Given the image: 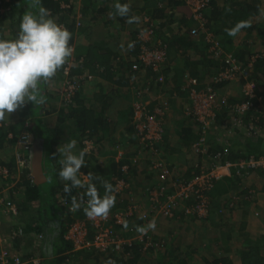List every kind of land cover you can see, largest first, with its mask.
I'll list each match as a JSON object with an SVG mask.
<instances>
[{
	"label": "crops",
	"instance_id": "crops-1",
	"mask_svg": "<svg viewBox=\"0 0 264 264\" xmlns=\"http://www.w3.org/2000/svg\"><path fill=\"white\" fill-rule=\"evenodd\" d=\"M54 1L58 6L55 15L59 17L58 24L70 29V46L74 51L70 60L57 71L61 76L60 80L56 81L54 78H50L45 82L41 91L45 98V110L49 111V114L41 113L38 118L41 119L45 127L54 130L56 134L55 146L50 147L51 152L56 154L53 162L61 159L58 154L59 146L70 139H75L78 151L83 150L85 143L90 144V149L86 151L85 157L86 164H88L87 169L91 168L98 173H103V169L108 167L109 163L132 162L134 166L140 165L134 176L128 177L125 181L115 182V205L106 217L107 221L103 218L90 219L85 216L84 212L81 213L82 209L70 214L66 212L65 207L64 214H69L73 219V222L68 224V228L74 222L81 224L86 229L85 239L90 241L96 232L93 224L100 221L102 230L115 229V234L122 238H130L144 230L150 234L151 241L163 244L160 249L149 247L145 253L136 251L137 256L131 264H215L214 262L216 264H264V178L258 179L256 173L251 174L246 185L255 189L253 191L256 194L253 199H251V195L248 197L246 194L236 200L238 204L235 203L230 208L224 205L223 209L219 211L222 197L217 200L216 192H211V196L207 195L209 204L211 203V210L205 219L185 216L181 212H176L171 219L150 217L152 207L149 202L148 190L159 185L158 172L150 169L152 160L148 159L147 155L139 149L137 137L131 126V104L134 99V91L142 85V82H148L149 78L137 77L135 72L130 73L131 75L128 73V75L120 69L122 65L118 62L122 61L125 65L126 63L130 64L137 55L135 45L137 22L128 23L127 19L131 17L139 19L143 15L150 17L155 21L157 27L159 26L158 30H163V34L168 38H177L181 32L185 34L187 30L197 33V25L190 17L186 0H119L121 4L127 3L130 6L131 11L128 18H121L114 14L115 0ZM244 1L245 7L247 5L254 7L255 5V0H210V6L205 13L209 11L216 13L222 20L221 25L225 24L227 28L234 22L237 13H245V7L240 5ZM259 2L256 16L248 17L247 22L237 23L239 29L237 28L238 31H236L227 52L229 50L236 52L238 49V55L244 58L259 48L261 49L262 37L259 38L256 32L259 28H264V0H259ZM63 17L65 19H62ZM242 26L245 28L242 29ZM251 26L255 28L253 29ZM249 27L252 28L250 33L247 30ZM212 29H215L214 25ZM163 34L160 33V36L163 37ZM190 40L193 42L190 52L171 51L167 64L162 67L161 74L165 79L163 91L166 93L163 92V94L167 103L172 98L169 96L168 98L167 95H171L173 92L177 94L183 74L194 70L196 73H201V68L199 64L196 65V62L199 56L204 54L205 44L198 38ZM130 43L133 45L131 48L128 47ZM95 47L96 49H94ZM91 51L103 66L107 67L110 63V65L117 63L118 67L115 65L106 76L103 73L96 75V66L91 64L93 57L91 56L92 59L87 57L88 52ZM66 66L71 71L72 81L78 91L72 104L68 100H64L62 95L63 81L65 80L63 70ZM102 68L104 67L101 66L98 70L100 71ZM84 71L91 72H88L91 77L86 78ZM128 76L132 77L130 81L127 80ZM122 77L126 81H120ZM153 87L151 86V88ZM152 92L147 97L152 102L148 108L150 112L157 102L153 101L152 95L158 94L160 90L155 89ZM229 94L232 95L230 96L232 98L234 96L235 102L241 101L239 94L235 92ZM110 96L113 99L109 98ZM80 107H85L88 112L89 125L85 124V126H96V122L93 120H98V118L101 120L99 124L97 123L99 125L97 134L94 131L81 133ZM183 108V101L178 96L172 102L171 112L162 116L165 149L161 158L164 157L163 160H166V164L171 169L170 177L163 183L167 194L172 191L171 186L178 184L179 179L184 177V171L187 168L182 154L188 151L189 147L183 141L178 140L176 148L171 142L172 138L176 136L174 133L176 129L187 128L191 125L190 121L181 117ZM177 118H180L178 122H176ZM8 121L0 123V136L4 135L0 148V161L13 163L14 154L18 150L11 139L15 134L28 132L31 119L22 118L19 109H17L9 114ZM262 141L264 143V140ZM234 144L242 145V143ZM26 157V168L22 171L18 170L13 177L14 182L6 188L2 187L0 177V193L2 195L7 196L15 182L21 181L23 178L31 177L36 184L46 181L42 161L44 180L39 179L36 182L32 169V150ZM100 195L102 196L104 193ZM127 212L131 216L126 217L124 225L113 224V215ZM75 213H78L77 217ZM143 216L148 218L145 220ZM5 219L3 215L0 216V233L1 237L6 240L0 244V255L5 253L10 257L9 264L15 257L20 258L21 262L25 264L27 262L31 264V260H38L40 264H46L41 251V241L33 232L28 231L25 233V237L18 239L10 236L12 229L25 227L27 220L15 217L7 223ZM152 221L155 222L154 229L149 227ZM71 244V249L65 254L68 257L69 263L67 264H107L103 261L99 249H79L73 243ZM119 258L124 262L129 257L123 254Z\"/></svg>",
	"mask_w": 264,
	"mask_h": 264
},
{
	"label": "trees",
	"instance_id": "trees-1",
	"mask_svg": "<svg viewBox=\"0 0 264 264\" xmlns=\"http://www.w3.org/2000/svg\"><path fill=\"white\" fill-rule=\"evenodd\" d=\"M255 5L252 7V5L245 7V1L241 2L240 5L242 4V7H245L244 11L245 13H237L234 22H232L230 25L226 28V25L223 24L221 25V18L213 12H208L205 13L206 9L209 8L210 6V0H208V6L205 8L203 11V19H204V25L208 29V32H210L213 36V39L217 41V43L220 45L222 50L229 49L228 47L232 44L233 40V35H229V32L231 31H238L239 26L237 25L238 22H247L248 17H253L258 14V7H259V0L254 1ZM42 6L48 10L50 13L51 17L55 19V21L58 23L59 22V17L55 16L56 15V10L58 9L57 3L54 0H42ZM4 8H8V10L0 16V39H5V40H12L15 39L18 33V25L20 22V18L25 14L27 11H36L31 7V0H9L8 3L3 4ZM206 14V15H205ZM62 19H65L63 17ZM60 19V20H62ZM66 23V22H65ZM66 25V24H64ZM214 25L215 29H212ZM159 27V26H158ZM157 25H155V38L160 40L166 47V63L164 66L167 64L168 60V55L171 53V51H178L181 50L185 53L190 52V50L193 48V42L190 39H195L198 38L205 42L204 40V34L200 32L199 28L197 27V33L196 32H189L188 30L186 31V35L181 32L179 36L168 38L167 35H164V31L158 30ZM253 29L255 28L254 26H251ZM249 27L247 28L248 32L250 33L252 31V28ZM238 28V29H237ZM245 27L242 26V29ZM67 29V27L65 28ZM241 29V30H242ZM70 32V29H67ZM136 31V30H135ZM200 32V33H199ZM71 33V32H70ZM160 33L163 34V37L160 36ZM257 35L259 38L262 37V45L261 49L259 48L256 52H252L248 54L246 57L241 58L240 55H238V49L235 51H228L232 53L233 57L236 59L240 60L244 65H247L249 62L250 58L252 56H256L255 61L253 62V73H252V80L255 82V92L258 97L261 98V100H264V28H259L257 30ZM136 35V32H135ZM71 43V39L69 41V44ZM136 49L138 53V47L137 44ZM205 46V52L202 56H199L198 61L196 62V65L199 64L200 66V74L196 73L195 70L191 72H186L182 76V83L180 81L178 85V92L177 94L174 92L171 95H167V97H172L171 100L168 101L165 99L166 94L163 90V87H165L164 84V76H162L163 81L160 83H157V74L153 73L150 69H144L142 70L141 73H136L137 77H141L142 79H148L149 81L144 83L142 82V85H140L138 88L135 89L136 92H141L142 91H147L149 94H152V90L158 89L160 92L158 94L162 97V101H157L156 103H161L164 102L166 104L167 108V113L169 114L171 112V106L172 102L175 101V99L181 98L183 101V106L184 108L186 107V104L184 103L185 99L188 97V92L187 91H182L181 88L182 86L185 85L186 81L189 78H194L198 86L195 88H201V87H206L212 89L213 92L217 95L219 99H224L225 104L218 105V109L216 110V127L215 129L221 127V124H224L228 118H230L231 115H234L233 107L235 105L241 104L244 101V95H243V86H244V81L243 80H219V81H213L214 78H216L219 73L224 69V63L220 59V57H214L212 53L207 52L208 47ZM227 47V48H226ZM96 49V47L94 48ZM93 57V59L91 58ZM87 57L92 59L91 64L93 66H96V72L95 74H101L103 73L104 76H106L110 71L111 68L117 66V63L115 65H108L107 67L103 66V64L97 60L96 56L91 52H88ZM114 59V57H113ZM119 61V60H118ZM122 66H120L121 70L123 72H126L127 74L132 73L131 66L132 63L126 65L124 62L119 61ZM101 64V65H98ZM98 65V66H97ZM104 67L100 71L98 70L99 67ZM118 67V66H117ZM98 71V72H97ZM89 71H84L85 77L90 78L91 74H88ZM163 72L164 69H163ZM91 73V72H89ZM128 74V75H129ZM198 74V75H197ZM63 75L65 80L63 81V84L65 83L66 80L69 81V83L73 84L72 78H71V71H69L68 67H64L63 70ZM131 75V74H130ZM159 75V74H158ZM103 76V77H104ZM60 74L56 73L54 78L56 81L60 80ZM134 78V77H133ZM136 78V77H135ZM129 81L132 79L131 76H128L127 80ZM126 79L122 77L120 81ZM207 81V82H206ZM209 81V82H208ZM45 82H42L38 87L40 89V93L43 89V85ZM151 86H154L151 88ZM75 87V85H74ZM148 88V89H147ZM77 88L71 92L70 97L68 98V101L71 102V104L74 101V98L77 94ZM164 92V94H163ZM237 93L241 97V101H236L234 96L233 98L230 97L229 93ZM134 93V99L132 103L135 101V96ZM42 94V93H41ZM147 93L143 94V97L147 99L146 96ZM168 97V98H169ZM113 99L111 96L109 97ZM108 99V98H107ZM109 100V99H108ZM110 101V100H109ZM156 101V100H154ZM171 103V104H170ZM45 105H40V106H33L30 102L26 103L23 107L19 108L20 115L22 118H29L31 119L30 127L28 128L27 134H29L34 141H42L43 142V157H42V166L45 171V178L46 181L42 184H36L34 182V179L29 177L23 178L21 181L19 180L18 182L16 181L14 186L10 189V191L7 193V196L2 195L0 193V198L3 200V207H5V204H9L12 208H14V211L5 209V210H0V216L3 215L6 219V222L9 223L13 218H21L23 220H27V225L25 227H18L16 229H12L10 231V236L12 238H21L25 237V233L28 231H31L35 234V236L41 241V251L43 252V257H44V262L46 264H67L69 263L67 260V255L66 252L71 249V243L64 238L66 236V231L68 229V224L70 222H73L72 218L70 215H65L64 208L65 207H70L71 206V200L73 197L76 199H87L86 196H84V190L83 189H73L71 193H64L63 188L64 184L66 182L62 181L59 179L57 173L60 168L59 160L57 159L56 161L53 162V159L55 158L56 154L51 152L50 147L52 148L55 146L54 142L56 139V134L54 130L49 129L48 127H45L44 124L41 122V119L38 118V116L42 113L43 115H48L49 111L45 110ZM132 105V104H131ZM223 106V107H221ZM128 107V106H127ZM129 108V107H128ZM184 108L181 113V117L185 118L186 120L190 121L189 125L187 128L186 127H181L180 129H176L174 133L176 134V138H172V145H175L177 148L176 143L178 140L181 142L183 141L184 144L189 147V150L184 152L182 156L184 157V160L187 163V168L184 171V177L182 179H179L178 184L184 183L186 181H189L192 179L198 172L199 169V164L197 161L196 157H200V159H204L206 161V165L221 162V163H230V164H236L239 163V161L242 160H247L250 157H257L264 155V151L260 149L262 147L261 143H263L262 140H257L256 139H251L248 140L245 138V142H241L242 146L245 147L244 149H237L240 147H232V145L224 148H221V146L214 145V146H209L207 150V154L205 156H202L201 154H198L195 152L193 149L192 145L197 142L198 140V130L197 126L195 123L196 121H193L191 118L189 119L185 113H184ZM126 111V110H125ZM127 112V111H126ZM80 121L82 125L80 126V131L81 133L87 131H94L96 134L98 133L99 121H101L99 118L98 120H93L96 122V126H90L89 125V116L88 112L85 110V107H80ZM242 118V123L248 124L249 121L251 120V116L249 113L245 115ZM40 117V116H39ZM176 122L180 120V118H177ZM85 124L87 126H85ZM257 126L259 125L256 123ZM177 126V125H176ZM260 127V125H259ZM132 131L135 133V131L132 128ZM235 135H240L242 134V131L238 129L234 130ZM20 135V134H19ZM4 135L0 136V148L2 147V140L4 139ZM18 134H15L14 137L11 139V141L16 143V137ZM136 136V133H135ZM138 140V139H137ZM10 141V140H9ZM164 138L162 141L155 146H152V150L155 149L157 152H160L162 155L164 154L163 150L165 149L164 146ZM138 144V143H137ZM79 145V143H78ZM139 145V149L143 153H151V151L148 149L150 148L149 146H146V149L143 148V146ZM143 145V144H142ZM83 146V145H82ZM145 146V145H144ZM17 148V152L14 154L13 158V163H4L0 161V177L2 179L1 184L3 188H6L8 185H10L13 181L14 175L17 174L18 168L16 165V154L19 153V149ZM83 148V147H82ZM86 148V144H84L83 150ZM219 154V158L216 156ZM164 159V157H162ZM166 162V160H165ZM167 163V162H166ZM88 164H86L85 167L80 170L83 174H88L92 173L95 177V184L98 189L99 194L104 193V188L103 184L105 182L110 183L113 188L115 182L118 180H126L130 176H134L135 173L138 171L140 168V165H133L132 162H119L118 164L114 163H109L108 167H105L103 169V173H98L96 170H91V168H88ZM151 169V168H150ZM91 171V172H90ZM249 175L256 173V176L258 179H261L262 177L264 178V171L257 170V169H251L249 170ZM238 172V173H236ZM246 171L236 169L234 172H232L231 176L229 177H224L223 179L214 182V185L212 189L209 190L208 194L211 196V192H216L215 193V198L217 200L221 198V202H225L226 200L230 199V197L235 196L237 199H240L241 197H244L249 191H253V187H246L243 190L240 189V181L239 179L241 178V174L245 173ZM4 177V178H3ZM82 179H85L86 177H81ZM0 179V180H1ZM158 180V179H157ZM240 189V190H238ZM207 194V195H208ZM209 201V200H208ZM83 212V209L81 213ZM177 212H181V209L179 208ZM182 213V212H181ZM210 213V211H209ZM176 213L173 214V216ZM209 215V214H208ZM75 216H78V213H75ZM82 216V215H81ZM172 216V218H173ZM9 217V218H7ZM110 217V216H109ZM108 217V218H109ZM193 217V216H192ZM113 218V216H112ZM114 224V219L112 220ZM6 223V224H7ZM115 225V224H114ZM124 225V224H123ZM121 226V225H117ZM114 231V232H113ZM111 233L115 234V229L111 230ZM95 234V233H94ZM138 248V249H137ZM91 249V248H88ZM140 246L139 245H131V246H124L121 251L116 252V251H111L110 249H96L101 253V256H103V261L107 264H131L133 262V259L135 256H137L136 251H140ZM145 253V252H144ZM125 255L126 257H129L126 261L123 262L121 258H119L121 255ZM128 255V256H127ZM133 255V256H132ZM20 259V258H19ZM21 260V259H20ZM216 264V262H214ZM28 264V262H27ZM32 264V263H31ZM40 264V262H39ZM104 264V263H103Z\"/></svg>",
	"mask_w": 264,
	"mask_h": 264
},
{
	"label": "built area",
	"instance_id": "built-area-1",
	"mask_svg": "<svg viewBox=\"0 0 264 264\" xmlns=\"http://www.w3.org/2000/svg\"><path fill=\"white\" fill-rule=\"evenodd\" d=\"M9 0H0V16L3 15L8 8L2 7L3 4L8 3ZM186 6L190 12L192 21L197 25L200 32L204 34V44L208 47L207 52L212 53L214 57H220L224 63V69L219 75L213 79V81L219 80H243V95L244 101L241 104L235 105L233 108L234 115H231V131L234 132L238 129L242 131V134H246L249 139H264V100H261L255 92V82L252 80L253 62L256 56H252L244 65L240 60L233 57L231 53L222 50L220 45L213 39V36L204 25L203 11L208 6V0H186ZM155 21L148 16H141L137 22L135 43L138 47V53L133 60L131 70L135 73H141L144 69H150L153 73L157 74V83L163 81L161 74L162 67L166 63V47L158 39L155 38ZM159 74V75H158ZM198 86L197 81L194 78H189L185 85L182 86V91H187L188 97L184 103L185 115L197 123L198 140L192 145L196 153L205 156L207 154V136H210L213 132L219 130L216 127V113L218 105L225 104L224 99H219L215 92L210 88ZM75 89L74 85L65 81L62 87V95L64 100H68L71 92ZM150 96L147 91L136 92L135 101L131 105V126L136 133L138 143L146 149V146L153 158L151 169L158 172V181L162 184L170 177V168L168 164L161 158V153L155 149H151L152 146L160 143L164 137L162 116L167 113L166 104L164 102L156 103L152 112L148 110L151 103L149 99H145L143 94ZM153 101H162L159 94L152 95ZM259 105V106H258ZM223 107V106H221ZM249 113L251 120L248 124L242 123V118ZM258 123L260 125L257 126ZM86 148L84 150L89 151L90 144L85 143ZM143 144V145H142ZM33 138L27 134V132L21 133L16 137V146L19 149V153L16 154V165L19 171H22L27 166V157L32 149ZM145 145V146H144ZM219 154L216 156L217 158ZM154 160V161H153ZM240 169L246 171L241 175H248L249 170L257 169L264 171V155L257 157H250L247 160L239 161L236 164L230 163H212L205 166H201L198 169L197 174L181 184H173L171 186L172 191L167 194L165 192V185L158 188L148 190L149 202L152 210L150 217L171 219L173 214L180 208L181 212L185 216L195 217L198 219H205L209 211L211 210L208 201V192L212 189L214 182L229 177L234 170ZM238 173V172H236ZM254 194V191H249V194ZM235 199V196L230 197ZM3 200L0 198V210L14 211L9 204H5L3 207ZM67 213H74L71 211V206L66 207ZM131 214L119 213L113 215L114 224L122 225L126 217H130ZM146 220L148 217L143 216ZM107 221V218H103ZM93 227L96 232L93 238L89 241L85 239L86 229L81 224L72 223L67 229L65 239L73 243L75 247L82 248H96V249H110L111 251L119 252L124 246H131L138 244L141 251L146 252L150 248L160 249L163 247L162 243L151 241L148 231L141 230L134 234L130 238H122L114 235L111 231H104L101 229L100 221L94 222ZM3 241L0 239V244ZM11 264H25L21 262L18 257L11 259ZM32 264H39L38 260H31ZM10 257L5 253L0 255V264H9Z\"/></svg>",
	"mask_w": 264,
	"mask_h": 264
},
{
	"label": "clouds",
	"instance_id": "clouds-1",
	"mask_svg": "<svg viewBox=\"0 0 264 264\" xmlns=\"http://www.w3.org/2000/svg\"><path fill=\"white\" fill-rule=\"evenodd\" d=\"M31 7L36 11H27L20 18L16 38L0 39V123L8 121L10 113L28 102L33 106L44 105L45 98L38 86L54 77L73 55L74 50L69 44L71 33L51 17L42 6V0H31ZM113 8L116 16L128 18L130 15L127 3L115 0ZM138 20V17H131L127 22ZM229 35H236V31L229 32ZM128 47L133 45L130 43ZM58 154L61 159L57 175L66 182L64 193L79 188L87 197L86 200L73 197L71 211L83 209L90 219L106 218L115 205L113 186L105 182L104 195L101 196L95 184L96 177L80 171L86 165L87 152L77 150L75 139L59 146ZM149 227L154 229L155 222H150Z\"/></svg>",
	"mask_w": 264,
	"mask_h": 264
},
{
	"label": "rangeland",
	"instance_id": "rangeland-1",
	"mask_svg": "<svg viewBox=\"0 0 264 264\" xmlns=\"http://www.w3.org/2000/svg\"><path fill=\"white\" fill-rule=\"evenodd\" d=\"M172 96H173V94H172ZM230 118H228V120L224 124H221V127H219L218 131L213 132L212 134H210V136H207L206 140H207L208 147L218 145V146H221V148L225 149L226 147L233 144L232 147L235 148L238 146V144L235 145L234 143H240L241 144V142H245V138L248 139V136L246 134L235 135L236 133L232 132L233 130L231 131L232 119H230ZM248 140H250V139H248ZM255 142H257V139L255 140ZM14 145L16 146V143ZM261 145H262V147H260V149H262V151H264V143H261ZM238 147H240V148H237V149H244L245 148L242 145H240ZM145 154L147 155L148 159L153 158L149 153H145ZM196 158H197V161L199 164V168L201 166H205V164H207L204 159H200V157H196ZM250 176L251 175H249V174L248 175H242L241 178L239 179V181H240L239 185H240L241 190H243L244 188L247 187L246 186L247 181L250 179ZM161 182L160 183L157 182L159 185L155 186L154 188H158V187L163 188V184ZM255 194L256 193H254V194L250 193L249 194V192H248L247 196L249 197L251 195V199H253ZM236 200H237V198L235 197V199H228L225 202H221V206H220L221 209L219 211H221L223 209L222 207L224 205H227V207L230 208V206L234 205L235 203L238 204ZM95 223H97V222H95ZM107 231H109V230H107ZM0 239L3 241V243L6 241L4 238L1 237V233H0Z\"/></svg>",
	"mask_w": 264,
	"mask_h": 264
},
{
	"label": "water",
	"instance_id": "water-1",
	"mask_svg": "<svg viewBox=\"0 0 264 264\" xmlns=\"http://www.w3.org/2000/svg\"><path fill=\"white\" fill-rule=\"evenodd\" d=\"M42 156H43V142L35 141L32 147L31 160H32L33 175L37 180L36 182H38L39 179L44 180V174L41 167Z\"/></svg>",
	"mask_w": 264,
	"mask_h": 264
},
{
	"label": "flooded vegetation",
	"instance_id": "flooded-vegetation-1",
	"mask_svg": "<svg viewBox=\"0 0 264 264\" xmlns=\"http://www.w3.org/2000/svg\"><path fill=\"white\" fill-rule=\"evenodd\" d=\"M34 142H35V141L33 140V144H34ZM32 147H33V145H32Z\"/></svg>",
	"mask_w": 264,
	"mask_h": 264
},
{
	"label": "bare ground",
	"instance_id": "bare-ground-1",
	"mask_svg": "<svg viewBox=\"0 0 264 264\" xmlns=\"http://www.w3.org/2000/svg\"><path fill=\"white\" fill-rule=\"evenodd\" d=\"M148 89V88H147ZM141 91V90H140ZM145 91V90H144Z\"/></svg>",
	"mask_w": 264,
	"mask_h": 264
}]
</instances>
